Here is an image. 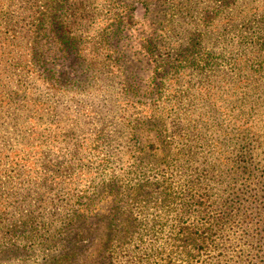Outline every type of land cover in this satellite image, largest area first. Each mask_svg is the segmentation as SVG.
I'll return each mask as SVG.
<instances>
[{
	"label": "trees",
	"instance_id": "16d2710c",
	"mask_svg": "<svg viewBox=\"0 0 264 264\" xmlns=\"http://www.w3.org/2000/svg\"><path fill=\"white\" fill-rule=\"evenodd\" d=\"M180 2H184V7L180 8ZM200 2L179 1L175 15L187 18L188 22L193 10L196 21L185 23L177 32L171 30L173 36L165 35L161 40L171 47L159 56L165 67L180 61L177 65L187 69L181 74L185 79L187 75L202 79L191 93L196 89L198 94H209L207 107L212 112L195 118L192 114L186 122L181 120L175 132H169V137L174 138L167 155L163 152L167 145L159 146L163 153L161 171L167 177L157 182L161 208L151 229L157 225V233L165 231L173 248L170 252L181 253L185 260L191 250L196 255L207 250L215 255L207 256L205 264L225 261L249 264L251 259L264 256L259 255L260 242L264 243V97L259 94L264 93V0H211L205 6H200ZM216 2L219 10L214 7ZM70 9L66 0H0V42L23 50L22 64L29 59L42 61L45 56L42 50L48 40H52L62 56L70 53L77 45L72 35ZM146 45V51L152 53L150 43ZM3 73L0 71V79ZM203 74L213 80L206 81ZM8 103L0 98V120L8 119L2 113ZM213 106L221 109L222 124L225 130L229 129L223 131V145L236 150L227 158H221L216 150L212 159L204 154L207 136L204 127L210 119L217 125L218 112ZM9 121L13 123V118ZM3 136H0V264H75L71 262L74 247L65 248L59 256L52 255L64 231L72 229L81 218L80 209L75 206L78 200L74 198L75 181L69 174L70 168L66 164L62 168L51 164L48 172L42 168L39 169L42 174L29 176L35 162H17L3 156L16 152L6 148ZM28 147L22 146L20 151ZM219 150L223 151L218 147ZM135 186L140 187L139 183ZM60 188L65 193L56 191ZM32 190L36 193L35 206L28 200ZM56 194L66 196V201ZM144 229L139 224L124 227L112 215L99 250L109 249L103 257L104 264H159L154 260L159 250L156 240L148 239L143 245ZM130 233L134 237H129ZM126 237L129 238L125 241ZM107 241L112 243L105 247ZM18 250L20 256L16 254Z\"/></svg>",
	"mask_w": 264,
	"mask_h": 264
},
{
	"label": "rangeland",
	"instance_id": "374dc122",
	"mask_svg": "<svg viewBox=\"0 0 264 264\" xmlns=\"http://www.w3.org/2000/svg\"><path fill=\"white\" fill-rule=\"evenodd\" d=\"M66 1L67 6L71 5L72 35L77 39L74 51L62 56L48 40L42 61L29 59L22 64L23 50L0 42V52L4 51L0 54V71L4 72L0 98L11 103L2 112L8 119L0 120V136L4 134L6 148L16 150L3 156L17 162H35L29 176L42 174V168L48 172L51 164L61 168L66 164L75 181V206L81 218L72 229L64 231L52 255L59 256L65 248L74 247L71 262L104 264L103 257L109 249L99 250L115 214L124 227L145 226L141 239L156 240L160 250L155 262L205 264L207 256L215 253L203 250L196 255L191 250L185 260L181 253L170 252L173 248L165 231L157 233V225L151 229L161 208L157 182L167 177L161 171L163 153L159 146L167 145L163 150L167 155L174 138L169 137V132L174 133L181 120L186 122L192 114L195 118L212 112L207 107L209 94H198L196 89L191 93L202 79L189 75L185 79L181 74L187 69L177 65L180 61L165 67L159 56L171 47L161 40L165 35L173 36L171 30L177 32L185 23L196 21L193 10L187 22V18L180 19L174 13L180 0ZM207 2L211 0H201L200 6ZM214 7L219 10L217 2ZM147 43L152 53L146 51ZM202 77L208 82L213 80L207 74ZM259 94L264 97L263 92ZM213 107L218 112L217 125L210 119V127L209 123L204 127V154L212 159L216 150L221 158H227L236 150L223 145V131L229 129L222 124L221 109ZM26 145L29 149L20 151ZM216 145L223 151H218ZM39 149L42 151L35 152ZM137 183L140 187L135 186ZM56 191L65 193L62 188ZM35 194L32 190L28 197L34 206ZM56 197L67 199L63 195ZM260 243L259 255L264 253V243ZM16 254L22 253L18 250ZM249 264H264V256L251 259Z\"/></svg>",
	"mask_w": 264,
	"mask_h": 264
}]
</instances>
